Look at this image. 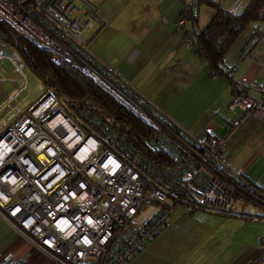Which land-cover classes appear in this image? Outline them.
<instances>
[{
    "label": "built area",
    "instance_id": "built-area-1",
    "mask_svg": "<svg viewBox=\"0 0 264 264\" xmlns=\"http://www.w3.org/2000/svg\"><path fill=\"white\" fill-rule=\"evenodd\" d=\"M95 20L82 0H0V22L136 107L157 130L149 145L171 163L150 159L90 111L70 114L41 83L37 98L0 132V215L55 264H130L171 225L178 206L230 213L233 189L241 187L222 159L227 138L213 125L193 137L102 71L86 38ZM190 25L186 12L176 31L198 50ZM9 59L15 62L0 54V64ZM20 69L26 72L22 62ZM232 88L230 110L242 114L231 128L249 116L264 120V99ZM27 257L0 264H27Z\"/></svg>",
    "mask_w": 264,
    "mask_h": 264
},
{
    "label": "crops",
    "instance_id": "crops-1",
    "mask_svg": "<svg viewBox=\"0 0 264 264\" xmlns=\"http://www.w3.org/2000/svg\"><path fill=\"white\" fill-rule=\"evenodd\" d=\"M220 1L228 11L240 14L252 0H230V3L228 0ZM82 2L94 9L95 26L86 38L90 53L97 63L112 74L116 81L123 83L127 90L143 98L151 108L159 111L187 134L197 138L203 137L207 126L213 125L218 135L227 138V147L222 159L229 170L241 176L247 183L264 190V120L249 116L239 127L231 128L232 123L242 114L239 109L230 110L234 99L232 84L224 76L214 73L208 61L187 47L181 34L176 31V23L184 10L183 1ZM197 6L200 8L199 1L196 0L189 6L191 15L194 13L197 16V22H194L190 15L193 31L208 24H202L200 15L195 14ZM239 43L242 46L240 53L238 50L231 55ZM4 47L18 54L14 48L5 45ZM16 57L20 58V55ZM227 59L228 63L225 65V61L224 69H233L236 84L244 88L251 97L264 99V23L252 26L236 42ZM20 60L24 64L21 58ZM9 61L12 60L0 64V73H8L3 81L20 85L21 82H18L23 76L20 72L16 74L13 69H6ZM229 61H232L231 65ZM24 66L37 80L39 87L41 82L25 64ZM13 67L15 68L14 63ZM26 75L28 77L27 73ZM28 82L29 80L25 83ZM142 85L153 86L156 90L153 93L149 91L147 95L141 88ZM11 87L9 85L10 89ZM35 95V92L31 93L29 98L23 101L16 98L17 101L15 100L12 106V116L6 119L1 128L15 118L16 113ZM17 104L20 108L14 111ZM242 200L246 203L250 201ZM252 201L254 200L250 202ZM237 203L239 200L236 205ZM0 217L5 220L1 215ZM30 246L31 244L21 236L14 252L1 254L0 259L8 256L21 259L28 256L27 264H55L46 255L35 250L30 252Z\"/></svg>",
    "mask_w": 264,
    "mask_h": 264
},
{
    "label": "trees",
    "instance_id": "trees-1",
    "mask_svg": "<svg viewBox=\"0 0 264 264\" xmlns=\"http://www.w3.org/2000/svg\"><path fill=\"white\" fill-rule=\"evenodd\" d=\"M199 5L207 6L214 14L205 27L193 31L198 45L197 52L208 61L214 73L224 76L234 85L233 69L223 67L226 57L252 26L264 23V0H252L240 14L225 9L220 0H199ZM186 12L191 15L190 7L187 11L183 10L182 14ZM191 16L197 22V16L194 13ZM0 40L5 46L18 52L29 71L63 102L70 114H79L80 110L90 111L103 118L131 146L150 159L158 163H171L170 158L148 143L157 135V130L146 124L94 79L81 70L56 61L51 51L38 47L8 23L0 22ZM102 71L106 75H112L104 68ZM239 186L241 187L233 189L236 202L242 198L264 204V190L247 183L242 177ZM195 211L196 209L191 210L190 214ZM240 218L249 219L245 215Z\"/></svg>",
    "mask_w": 264,
    "mask_h": 264
},
{
    "label": "rangeland",
    "instance_id": "rangeland-1",
    "mask_svg": "<svg viewBox=\"0 0 264 264\" xmlns=\"http://www.w3.org/2000/svg\"><path fill=\"white\" fill-rule=\"evenodd\" d=\"M192 1L193 0H187V5L190 6ZM228 1L230 3V0ZM198 7L199 6L195 8V14L200 15L202 24H207L213 15V10L204 5H201L200 8ZM191 25L193 27V24ZM2 44L4 43L0 40V54L11 56L10 58L14 56L15 59V68L13 67V62L9 61L6 65V69H13L16 74L20 72L23 76L25 74V69H20L21 57H16L18 56L17 53L15 54L14 51L6 49ZM241 49L242 46L241 43H239L231 52V55H234L235 51L237 53L238 50L240 53ZM191 50L199 55L196 44L191 47ZM228 59L230 60L231 58ZM228 59L225 65H227ZM202 61L205 67H207L206 61L204 59ZM231 62L229 61V65H231ZM18 69L22 72L17 71ZM26 73L28 74L29 82L26 84L24 82V77L22 79L20 76L21 79H19L18 82H21L20 85H16L12 82H4L3 79H6L8 73H0V128L6 119L12 116V106L16 98H19L21 101L24 99L27 100L29 95L35 92L36 99L40 93L38 91L39 87L37 80L30 75L28 70ZM116 82L118 85L120 81ZM9 85L12 86L11 89ZM152 87L153 86L150 87V85H142L141 88L143 91L145 90V94L148 95L149 91L152 93L155 92L156 88ZM105 89L113 95L110 89ZM114 95L117 98L116 94ZM122 101L126 103L124 100ZM32 102L28 103L22 110L17 112L15 118H13L9 124L15 121ZM126 105L141 118L136 111L138 110L136 107L132 108L127 103ZM18 108H20V106L17 104L14 111L18 110ZM217 119L220 118L217 117ZM146 124L150 125L148 122H146ZM7 125L8 123L0 129V132ZM234 207L231 213H213L205 209L197 208L194 214H190L187 207L178 206L174 211L171 225L164 229L159 237L150 243L147 249L139 254L130 264L264 263V204L260 202L257 203V200L246 203L242 199H239V203ZM241 215H245L249 219H237ZM20 238L21 235L17 230L0 217V255L14 252L15 245ZM30 249V252H35L32 245Z\"/></svg>",
    "mask_w": 264,
    "mask_h": 264
},
{
    "label": "water",
    "instance_id": "water-1",
    "mask_svg": "<svg viewBox=\"0 0 264 264\" xmlns=\"http://www.w3.org/2000/svg\"><path fill=\"white\" fill-rule=\"evenodd\" d=\"M104 89L106 88V87H103ZM112 92V91H111ZM257 264H260V263H257ZM264 264V263H263Z\"/></svg>",
    "mask_w": 264,
    "mask_h": 264
},
{
    "label": "flooded vegetation",
    "instance_id": "flooded-vegetation-1",
    "mask_svg": "<svg viewBox=\"0 0 264 264\" xmlns=\"http://www.w3.org/2000/svg\"><path fill=\"white\" fill-rule=\"evenodd\" d=\"M263 264V263H262Z\"/></svg>",
    "mask_w": 264,
    "mask_h": 264
}]
</instances>
